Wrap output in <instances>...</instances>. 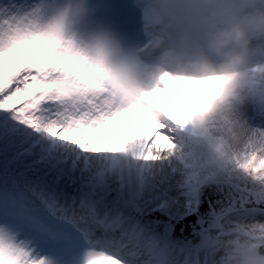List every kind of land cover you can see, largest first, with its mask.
<instances>
[{
  "label": "snow or ice",
  "instance_id": "obj_1",
  "mask_svg": "<svg viewBox=\"0 0 264 264\" xmlns=\"http://www.w3.org/2000/svg\"><path fill=\"white\" fill-rule=\"evenodd\" d=\"M77 16L0 2V264H230L233 249L264 252V67L239 80L166 74L117 103L123 73L105 42L86 52L69 38ZM130 113L153 132L88 139ZM188 216L196 223L176 235Z\"/></svg>",
  "mask_w": 264,
  "mask_h": 264
},
{
  "label": "clouds",
  "instance_id": "obj_2",
  "mask_svg": "<svg viewBox=\"0 0 264 264\" xmlns=\"http://www.w3.org/2000/svg\"><path fill=\"white\" fill-rule=\"evenodd\" d=\"M157 35L146 48L126 49L109 37V60L123 75L113 83L117 103H130L160 77L234 76L264 67V0H152ZM96 42L77 44L91 51ZM230 264H264V252L232 250Z\"/></svg>",
  "mask_w": 264,
  "mask_h": 264
},
{
  "label": "water",
  "instance_id": "obj_3",
  "mask_svg": "<svg viewBox=\"0 0 264 264\" xmlns=\"http://www.w3.org/2000/svg\"><path fill=\"white\" fill-rule=\"evenodd\" d=\"M208 201H212V195L208 196ZM209 207V204L206 202L202 205L201 212L206 213L207 209ZM197 217L196 216H190L186 218L185 220L180 221L179 223L182 224L180 228H176V235H181L183 233H187L191 230L192 225L196 223ZM178 226V224H177Z\"/></svg>",
  "mask_w": 264,
  "mask_h": 264
},
{
  "label": "rangeland",
  "instance_id": "obj_4",
  "mask_svg": "<svg viewBox=\"0 0 264 264\" xmlns=\"http://www.w3.org/2000/svg\"><path fill=\"white\" fill-rule=\"evenodd\" d=\"M0 2H4V0H0ZM57 12H58V10H57ZM77 34H79V32H77ZM74 42H75V40H73ZM89 44V43H88ZM87 44V45H88ZM139 125H136V126H134L133 127V129H124L125 130V132H124V135L125 136H123V138L125 139V138H127V137H129V136H131V135H134V134H137V133H139V134H147L146 132V130L144 129V128H141V127H138ZM125 128V127H124ZM127 128V127H126ZM151 132V131H150ZM152 133V132H151ZM109 138V137H108ZM88 139L93 143V144H95V145H99L101 142L100 141H93L92 139H91V137L89 136L88 137ZM123 139V140H124ZM123 140H121V141H119V143H122L123 142ZM108 142H110V141H107V142H103L104 144H107ZM163 142V141H162Z\"/></svg>",
  "mask_w": 264,
  "mask_h": 264
},
{
  "label": "bare ground",
  "instance_id": "obj_5",
  "mask_svg": "<svg viewBox=\"0 0 264 264\" xmlns=\"http://www.w3.org/2000/svg\"><path fill=\"white\" fill-rule=\"evenodd\" d=\"M111 1H114V0H111ZM44 2L45 3H47L48 4V6L51 8V9H54L55 11H57V9H59V6H60V4H61V0H44ZM125 23V21H123V24ZM94 31L93 30H91V33L90 34H92ZM86 37H88L86 34H85V37L84 38H86ZM104 39H106L105 37H104ZM94 42H97L94 38H93V43ZM151 134V133H150ZM92 136H94L96 139L95 140H93V141H100V142H106V136L104 135V136H100V137H98V135H97V133L96 134H92Z\"/></svg>",
  "mask_w": 264,
  "mask_h": 264
}]
</instances>
